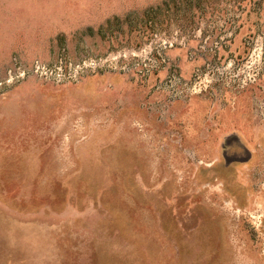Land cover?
<instances>
[{
	"label": "rangeland",
	"instance_id": "1",
	"mask_svg": "<svg viewBox=\"0 0 264 264\" xmlns=\"http://www.w3.org/2000/svg\"><path fill=\"white\" fill-rule=\"evenodd\" d=\"M52 2L64 31L0 66L2 78L14 61L26 70L0 98L29 79L52 90L35 113L9 108L24 130L0 158V264H264V143L249 139L243 208L214 169L218 138L181 131L172 112L193 98L232 109L247 93L264 129V0ZM178 49L201 59L188 76ZM112 74L136 85L142 113L113 105L109 86L77 90Z\"/></svg>",
	"mask_w": 264,
	"mask_h": 264
},
{
	"label": "crops",
	"instance_id": "2",
	"mask_svg": "<svg viewBox=\"0 0 264 264\" xmlns=\"http://www.w3.org/2000/svg\"><path fill=\"white\" fill-rule=\"evenodd\" d=\"M52 1L0 0V66L6 65L14 52L24 60L31 61L38 55L35 51L48 48L52 36L64 31V25L57 21L64 9L62 5L56 7ZM169 54L172 59H176L181 73L185 76L190 75L201 63L199 58L188 60L183 49ZM108 86L111 87L109 90L112 91L113 105L126 104L122 107L128 114L142 113L138 107V88L121 75L112 74V79H84L78 84L77 90L82 93H95ZM41 88L39 82L29 79L0 98V158L16 152L11 138L20 136L24 130L10 113V106H13V111L18 106L16 110L19 111L22 105H29L33 113L41 105L50 106L48 100L52 96V90L43 93ZM233 104L232 109L221 110L215 102L193 98L187 103H175L172 112L174 120L181 124V131L202 138H218L213 152L216 157L214 169L220 171L221 181L230 187V191L232 185L236 187L238 201L243 196L242 207L247 208L245 202L254 193L249 178L257 161L255 145L249 139H255V143L262 145L264 129L253 120L247 93L237 97ZM4 138H7V143L2 140ZM233 139L234 144L230 141Z\"/></svg>",
	"mask_w": 264,
	"mask_h": 264
},
{
	"label": "built area",
	"instance_id": "3",
	"mask_svg": "<svg viewBox=\"0 0 264 264\" xmlns=\"http://www.w3.org/2000/svg\"><path fill=\"white\" fill-rule=\"evenodd\" d=\"M168 46L172 47L173 46L172 42H170ZM97 66L98 64L96 62H88V63H83L81 66H78L77 68L80 69V74H81L94 70L96 69ZM43 70L44 68L41 67L39 64L33 65L32 71L34 73H38L39 71L40 73H42ZM25 74H26V70L20 65H17V63L14 61L13 67L5 71L4 78L0 76V88L5 84H12L19 78H23Z\"/></svg>",
	"mask_w": 264,
	"mask_h": 264
}]
</instances>
